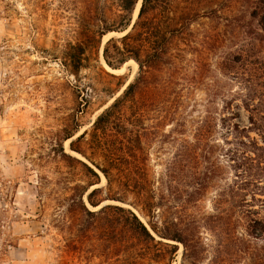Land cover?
Segmentation results:
<instances>
[{"label":"rangeland","instance_id":"374dc122","mask_svg":"<svg viewBox=\"0 0 264 264\" xmlns=\"http://www.w3.org/2000/svg\"><path fill=\"white\" fill-rule=\"evenodd\" d=\"M141 1L132 11V22L138 17L135 11ZM245 2L228 0L227 12L240 14L248 8ZM123 13L121 0H0V221L5 224L0 245L8 243L0 254V264H141L125 253L123 261L122 253L102 235L101 226L107 222L103 216L113 219L112 210L92 218L90 239H83L80 191L88 177L60 153L63 144L67 152L81 156L70 149L71 141L90 131L97 115L138 75L134 59L114 69L103 55L106 42L124 32H109L105 41L106 35L101 38L99 32L117 26ZM194 29V44H178L188 49L184 61L177 60V66L166 69L160 78L148 77L147 88L161 100L174 101L176 105H168L176 106L188 128L185 133H170L174 125L163 124V131L169 134L151 147V165L158 178L178 152L180 141L191 138L190 129L206 110L212 92H220V96L238 89L237 82L219 70L223 56L249 48L250 40L264 50V31L257 22L251 28L203 18ZM218 32L219 44L201 43L205 35ZM84 44L88 46L84 66L74 70L65 65L67 54L74 50L71 47ZM217 81L224 87H215ZM214 106L222 108L221 99ZM241 113L240 120L246 124L248 116L243 109ZM69 132L75 135L65 140ZM226 159L218 158L221 172L215 185L192 208L193 217L183 219L200 232L206 249L202 264H254L264 240L249 235L245 226L238 228L246 242L240 261L231 253L216 252V237L201 227L205 216L211 226L224 222L223 209L215 210L214 199L231 177ZM97 187L105 190L103 175L88 192ZM261 193L264 197V191ZM84 199L87 201L86 195ZM106 204L122 203L104 200L96 208L88 205L99 210ZM173 243L177 252L172 264H191L184 256V244Z\"/></svg>","mask_w":264,"mask_h":264},{"label":"trees","instance_id":"16d2710c","mask_svg":"<svg viewBox=\"0 0 264 264\" xmlns=\"http://www.w3.org/2000/svg\"><path fill=\"white\" fill-rule=\"evenodd\" d=\"M137 1L121 0L126 14H120L118 25L103 28L99 36L127 30ZM227 2L142 0L131 29L110 38L103 51L106 63L114 69L134 59L139 65L138 75L97 115L90 131L71 141L70 149L81 156L67 152L61 144L63 159L70 165L77 163L88 177L80 191L81 218L85 221L81 236L88 241L91 219L112 210L113 219L103 216L107 222L101 226L102 235L122 253L123 261L128 254L141 264H172L177 252L173 241H178L184 244V256L191 264H202L201 255L206 249L200 232L183 218L193 217L192 208L215 185L221 172L217 162L221 156L227 158L231 177L214 199V206L215 210L222 207L224 222L211 226L205 216L201 227L216 237V252L231 253L236 261L246 252L240 226H245L252 237L264 240V50H258L255 42L250 40L249 48H240L219 62L221 74L231 76L238 89L220 96V92H212L206 110L190 129L191 138L180 141L178 152L162 176L156 177L151 165L152 145L169 134L163 131V124L174 125L170 133H185L188 128L176 106L168 105H176L174 101L161 100L147 88L148 77L160 78L166 69L177 66V60L184 61L183 54L188 49L178 44L196 42L194 24L200 19L227 20L251 28L257 22L259 30L264 31V0H246L248 8L240 14H229ZM221 39L219 32L209 33L201 43L219 44ZM71 49L74 50L67 54L64 64L77 70L84 66L88 46ZM220 86L224 87L217 81L215 87ZM217 99H221L222 108L214 106ZM241 109L248 116L246 124L240 120ZM74 135L67 133L65 140ZM102 175L106 178L105 190L97 187L88 192ZM103 191L105 194L97 198ZM104 200L122 204H106L99 210L89 207L96 208ZM2 221L0 230L5 227ZM6 246L7 242L0 245V254ZM254 264H264V245Z\"/></svg>","mask_w":264,"mask_h":264},{"label":"bare ground","instance_id":"6f19581e","mask_svg":"<svg viewBox=\"0 0 264 264\" xmlns=\"http://www.w3.org/2000/svg\"><path fill=\"white\" fill-rule=\"evenodd\" d=\"M139 7H140V2H139V4L137 5V8H136V11H135V16L138 14V11H139ZM117 33V32H116ZM123 32H121V33H119V34H122ZM111 34V33H110ZM113 34V33H112ZM109 35V34H108ZM108 35H106L105 37H104V39H103V41H105L106 40V38L108 37ZM135 62V61H134ZM136 63V62H135ZM115 71H117V70H115ZM103 179L104 180H106V178L103 176Z\"/></svg>","mask_w":264,"mask_h":264},{"label":"water","instance_id":"95a60500","mask_svg":"<svg viewBox=\"0 0 264 264\" xmlns=\"http://www.w3.org/2000/svg\"><path fill=\"white\" fill-rule=\"evenodd\" d=\"M142 2V1H141ZM140 6H141V4H140ZM139 12V11H138ZM133 23H134V21L132 22V24L130 25V27L127 29V30H125L124 31V34H126L130 29H131V27L133 26ZM112 32H116V31H112ZM123 34V35H124ZM101 172V171H100Z\"/></svg>","mask_w":264,"mask_h":264}]
</instances>
